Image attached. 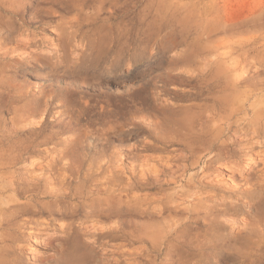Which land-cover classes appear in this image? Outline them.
Here are the masks:
<instances>
[{
  "label": "rangeland",
  "instance_id": "rangeland-1",
  "mask_svg": "<svg viewBox=\"0 0 264 264\" xmlns=\"http://www.w3.org/2000/svg\"><path fill=\"white\" fill-rule=\"evenodd\" d=\"M101 1L72 9L76 48L64 51L58 67L46 58L59 48L53 25L27 13L24 25L13 20L7 58L0 53V150L17 156L0 170L2 264H136L141 257L162 264L166 249L177 246L173 228H192L186 239L204 233L199 216L210 208L221 220H245L243 196L264 188V63L247 66L245 82L231 97L232 111L222 109L220 99L191 97L193 80L173 78L158 86L154 76L160 64L168 65L167 53L153 48L149 56L152 43L142 50L137 32L149 0H125L121 12L104 0L109 12ZM236 1L243 8L264 2ZM30 2L26 9L38 0ZM263 34L250 31L237 39L258 44ZM33 51L43 56L38 62H16ZM241 53L233 55L241 59ZM14 107L29 111L21 117ZM21 139L25 150L15 148ZM65 153L102 159L104 173L89 178L83 169L80 178H70ZM11 190L16 214L7 209ZM117 194L119 201L110 198ZM197 216V225H189ZM134 224L145 227L135 232L139 238L125 236L122 230ZM160 240L157 254L152 242Z\"/></svg>",
  "mask_w": 264,
  "mask_h": 264
},
{
  "label": "bare ground",
  "instance_id": "bare-ground-1",
  "mask_svg": "<svg viewBox=\"0 0 264 264\" xmlns=\"http://www.w3.org/2000/svg\"><path fill=\"white\" fill-rule=\"evenodd\" d=\"M30 1L0 0L1 58H7V50L10 46L7 45L6 40L9 32L12 31L13 20H18L21 25H24L29 21L26 17L27 13L30 20L35 19L36 22L48 26L53 25L52 33L59 41V48L47 54L46 58L52 59L55 67H58L64 62V51L67 48L74 50L76 48L78 30L75 29V26L77 20L75 14H71V11L77 8H89V2L88 0H38L35 5L32 4V8L26 9L27 5L31 4ZM106 2H109V5L114 6V8H119V12L122 11L120 8L125 6V0H107ZM106 2L102 0L99 3L109 12H112L110 6L105 5ZM234 2L233 0H159L155 3L153 0H149L144 5L137 22L138 35L142 36L140 41L142 50H145L147 43L151 41L149 56L152 55L153 48L167 53L165 60H168V65L163 66L160 64L154 76L158 86H165L173 78L190 82L193 80V83L188 84L187 87L190 96L192 93L193 98L220 99L219 104L222 109L230 111L234 109L233 98L239 92L238 87L240 84L246 80L247 66L252 60H256L259 64L264 63V34L258 44L237 39L243 33L264 29V2L250 3L245 8L236 6L237 1L235 4ZM53 18L56 19L54 24L51 22ZM13 41L14 43L18 41L15 34L12 37ZM257 46H262V48L257 50ZM238 50H242L239 55L241 59H237L233 55ZM256 50L254 57L248 59V56ZM41 57H43L41 54L39 55L33 51L30 52L28 57L16 58V62L21 66H25L30 62H38ZM71 58L73 60L75 56L73 55ZM142 69L145 70L146 67ZM237 70H240V72L237 73ZM129 71L130 68L127 73ZM228 91L230 93L226 94ZM232 95L234 97L231 99ZM20 110L22 109L14 107L13 112L18 115L21 114V117H23L29 111L28 108L22 110L24 112H20ZM3 145L4 143L0 141V146ZM27 147L28 145L24 139L18 140L17 145H15V148H22L23 150ZM72 155L65 153L61 156V160L66 161L62 162L65 169L62 168L69 171L70 178H80V172L83 169L86 170L84 176L89 178L97 175L98 171L102 170L100 173H104L103 168L105 165L103 166L102 159L88 160L84 157L85 155L80 157L81 159H73L71 158ZM16 157L0 150V170L8 168V163ZM115 177H117L116 174ZM90 185L86 191L88 196L93 194L92 191L94 190L92 184ZM9 186L10 184H7V187ZM263 190L264 188L261 187L247 190L246 196H243L242 213L245 215V220H233L232 218L221 220L220 215H214L213 209L210 208L206 213L199 216L204 220L207 227L204 233L200 235L195 233L194 238L186 239L185 235H188V231L192 228L185 227L180 230L173 228V233L179 232L177 234V244H175L177 246L171 245V248L166 249L165 260L162 264H263ZM9 197L11 198L9 202H16L15 191L11 190ZM59 197V195H55V201L58 202ZM110 198L119 201L120 195H111ZM9 202H6L7 209L10 212L15 210L14 214H16L19 206L14 204L15 202L8 204ZM222 206H232V204L223 203ZM1 209L0 215L3 210ZM2 219L0 217V226L2 225ZM198 219V216L193 217L188 224L190 225V222H192V225L195 226ZM237 224H241V227L233 230L232 227ZM133 226L132 229H123L122 231L125 236L139 238L141 232L137 234L135 232L145 227L138 228L137 224ZM73 229L77 231V227H73ZM171 231L172 227H169L163 238H167V234H171ZM2 241H4V237L0 236V242ZM163 241L152 242L155 253L160 254ZM54 248L59 250L57 245ZM183 248H186V251H181ZM3 250L6 251V247H3ZM4 256L5 254L1 253L0 264L7 260ZM141 258L136 264H155L154 260ZM117 264L129 263L122 261V263Z\"/></svg>",
  "mask_w": 264,
  "mask_h": 264
}]
</instances>
